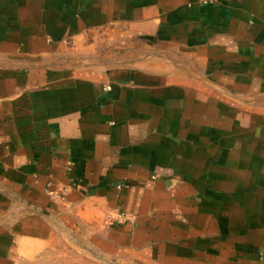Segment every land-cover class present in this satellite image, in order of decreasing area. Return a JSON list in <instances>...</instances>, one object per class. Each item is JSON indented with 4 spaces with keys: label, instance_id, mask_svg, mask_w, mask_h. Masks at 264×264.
Listing matches in <instances>:
<instances>
[{
    "label": "crops",
    "instance_id": "0c3cea01",
    "mask_svg": "<svg viewBox=\"0 0 264 264\" xmlns=\"http://www.w3.org/2000/svg\"><path fill=\"white\" fill-rule=\"evenodd\" d=\"M60 231L264 264V0H0V264Z\"/></svg>",
    "mask_w": 264,
    "mask_h": 264
},
{
    "label": "rangeland",
    "instance_id": "374dc122",
    "mask_svg": "<svg viewBox=\"0 0 264 264\" xmlns=\"http://www.w3.org/2000/svg\"><path fill=\"white\" fill-rule=\"evenodd\" d=\"M17 264H134L128 260L104 258L95 248L70 233L60 231L35 257Z\"/></svg>",
    "mask_w": 264,
    "mask_h": 264
},
{
    "label": "built area",
    "instance_id": "2783aa9c",
    "mask_svg": "<svg viewBox=\"0 0 264 264\" xmlns=\"http://www.w3.org/2000/svg\"><path fill=\"white\" fill-rule=\"evenodd\" d=\"M106 87H109V85H106Z\"/></svg>",
    "mask_w": 264,
    "mask_h": 264
}]
</instances>
